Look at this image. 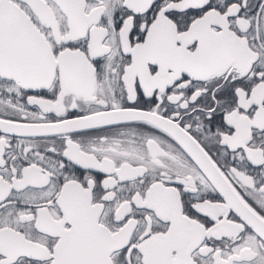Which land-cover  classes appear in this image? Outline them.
<instances>
[{
  "label": "snow or ice",
  "instance_id": "snow-or-ice-1",
  "mask_svg": "<svg viewBox=\"0 0 264 264\" xmlns=\"http://www.w3.org/2000/svg\"><path fill=\"white\" fill-rule=\"evenodd\" d=\"M0 264H264V0H0Z\"/></svg>",
  "mask_w": 264,
  "mask_h": 264
}]
</instances>
